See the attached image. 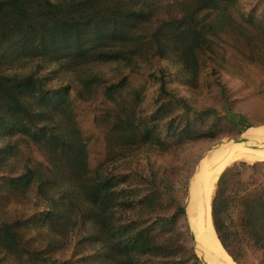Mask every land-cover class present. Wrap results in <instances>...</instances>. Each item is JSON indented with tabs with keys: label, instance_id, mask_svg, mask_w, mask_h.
<instances>
[{
	"label": "rangeland",
	"instance_id": "1",
	"mask_svg": "<svg viewBox=\"0 0 264 264\" xmlns=\"http://www.w3.org/2000/svg\"><path fill=\"white\" fill-rule=\"evenodd\" d=\"M9 1L0 264H204L180 207L206 154L264 149V0ZM211 220L264 264V160L225 168Z\"/></svg>",
	"mask_w": 264,
	"mask_h": 264
},
{
	"label": "bare ground",
	"instance_id": "2",
	"mask_svg": "<svg viewBox=\"0 0 264 264\" xmlns=\"http://www.w3.org/2000/svg\"><path fill=\"white\" fill-rule=\"evenodd\" d=\"M244 136L251 141L264 140V128H249ZM247 144L246 141H231L206 154L201 160L199 178L194 187L198 186L193 187L191 200L186 204L197 244L202 246L203 257L208 264H238L223 246L211 220V199L218 180L229 164L241 159L249 162L264 160L263 148Z\"/></svg>",
	"mask_w": 264,
	"mask_h": 264
},
{
	"label": "trees",
	"instance_id": "3",
	"mask_svg": "<svg viewBox=\"0 0 264 264\" xmlns=\"http://www.w3.org/2000/svg\"><path fill=\"white\" fill-rule=\"evenodd\" d=\"M24 0H11V1H9L8 3H10L11 5H13V6H15L16 8L18 7V6H20L21 4H22V2H23ZM96 36L97 37H99V36H101V34H99V35H97L96 34ZM176 206H181V201L179 202H177V204H176ZM181 208V210H182V212L186 215V213H187V211H186V209H185V207H180ZM224 243V245L227 247V249H228V245L225 243V241L223 242ZM183 245H184V242H181V241H179V244L178 245H173L172 244V246L175 248V249H179V248H182L183 247ZM229 250V249H228ZM229 253L231 254V255H233V254H235L232 250L230 251L229 250ZM234 256V255H233ZM192 257L194 258V259H196V260H198L199 259V256H198V254L196 253V252H194V253H192ZM236 255L234 256V258L236 259ZM237 260V259H236Z\"/></svg>",
	"mask_w": 264,
	"mask_h": 264
},
{
	"label": "water",
	"instance_id": "4",
	"mask_svg": "<svg viewBox=\"0 0 264 264\" xmlns=\"http://www.w3.org/2000/svg\"><path fill=\"white\" fill-rule=\"evenodd\" d=\"M240 142H245V141H247L245 138H242V139H240L239 140ZM201 168V167H200ZM201 184V183H200ZM198 186V185H197ZM196 186V187H197ZM196 187H194V188H196ZM194 188H192V190L190 191V193H189V198H188V201H187V204H189V202H190V200H191V197H192V194H193V191H194ZM190 217V216H189ZM190 219V218H189ZM191 225V222L189 223V226ZM190 229H191V231L193 232V234H192V242H193V244L194 245H196L197 243H196V237H195V232L193 231V229H192V226H190ZM203 259H204V257H203ZM204 264H208L207 263V261H206V259H204Z\"/></svg>",
	"mask_w": 264,
	"mask_h": 264
}]
</instances>
